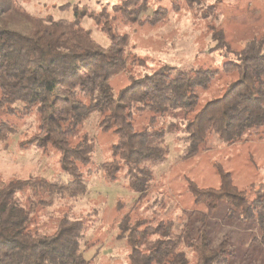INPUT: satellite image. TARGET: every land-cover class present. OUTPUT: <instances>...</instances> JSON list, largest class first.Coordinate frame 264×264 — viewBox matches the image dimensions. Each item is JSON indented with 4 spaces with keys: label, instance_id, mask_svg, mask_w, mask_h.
Returning a JSON list of instances; mask_svg holds the SVG:
<instances>
[{
    "label": "trees",
    "instance_id": "obj_1",
    "mask_svg": "<svg viewBox=\"0 0 264 264\" xmlns=\"http://www.w3.org/2000/svg\"><path fill=\"white\" fill-rule=\"evenodd\" d=\"M186 1L189 6L205 4V0ZM61 8L72 9L74 18L41 17L17 0H0V145L9 147L12 134L34 115L38 129L21 140L19 147L34 146L46 156L58 153L67 176L61 181L0 180V264H91L93 259L86 252L95 243L86 241L92 227L88 217L64 213L52 231L43 232L35 215L39 206L53 205L55 195L86 192L96 144L83 128L93 113L104 115L102 129L114 127L117 135L113 157L101 164L106 179L114 182L122 173L128 189L138 193V201L149 192L154 167L170 153L165 138L177 127L180 110L186 112L181 127L184 158L205 151L214 136L229 144L248 140L264 128V32L236 49L225 32L214 27L211 49L227 56L221 68L165 64L152 73L131 77L116 94L110 80L127 67L129 37L118 31L115 19L155 25L165 20L168 9L158 6L149 13V0H119L112 5L114 15L106 7L98 13L70 3ZM214 9V4H208L202 16L208 17ZM86 15L107 36V46L98 43L92 30L83 25ZM219 72L235 74L237 79L226 86L222 96L200 104L202 91ZM135 114L146 115L149 124L137 129ZM172 116L175 120H170ZM218 173V187H200L190 181L195 200L213 208L227 200L240 219L259 228L252 242L264 244V189L255 188L256 183L240 189L222 165ZM31 188H44L48 197L27 207L20 193ZM207 224L208 214L193 210L176 232L173 220L133 219L129 210L122 214L119 229L130 247V264H188L185 247L196 253L195 264L229 263L227 240L213 247Z\"/></svg>",
    "mask_w": 264,
    "mask_h": 264
},
{
    "label": "rangeland",
    "instance_id": "obj_2",
    "mask_svg": "<svg viewBox=\"0 0 264 264\" xmlns=\"http://www.w3.org/2000/svg\"><path fill=\"white\" fill-rule=\"evenodd\" d=\"M30 13L44 17L52 14L57 19H73L72 9L64 10L62 5L70 3L85 8L88 12H100L104 7L114 15L112 5L119 0H17ZM200 6H189L186 0H149L151 13L158 6L168 9L169 14L155 25L146 23H126L117 16L114 21L120 33L129 37L128 64L124 71L115 75L111 85L116 94L129 84L131 77L152 73L165 64L179 68H221L227 56L211 49L214 46L213 28H220L226 39L236 49H241L249 40L264 32V0H205ZM208 4H214V12L202 16ZM179 8L175 9L174 6ZM82 23L92 30L94 39L103 47L109 40L99 29L94 19L86 15ZM235 74L219 72L208 89L201 93L200 104L223 95L226 86L236 80ZM199 106H197L198 109ZM188 118L191 115L187 116ZM106 117L93 113L86 121L84 131L94 139L96 150L91 170L86 175L87 190L78 196H53V205L39 206L35 223L43 232L54 229L56 222L64 213L73 217H88L92 227L86 241L94 242L86 252L92 258L91 264H130V247L121 236L119 222L122 214L132 211V218L147 217L153 222L160 219L173 220L179 232L193 210L208 214L207 229L211 245L219 248L227 240L229 263L264 264V244L252 240L259 236V228L254 222L243 221L238 212L231 211L232 204L221 200L217 207L207 202L196 201L190 187L194 181L200 187H218L220 175L218 166L231 172L235 184L247 189L251 183L255 188L264 189V128L250 139L235 143H225L217 136L208 142V148L201 153L184 158L185 142L182 140V125L186 121L185 110L176 117L177 127L169 131L165 143L170 148L167 159L154 167L155 176L147 196L138 201V193L128 189L127 180L122 173L114 182L106 179L101 164L113 157V144L117 141L114 127L102 129ZM170 120H175L172 116ZM169 120V121H170ZM137 129L144 128L148 122L146 115H134ZM38 129V118L30 117L18 132L12 134L9 147L0 145V180L12 177L22 179L46 178L61 181L67 178L59 162V154L53 152L46 156L38 148L23 150L19 142L27 139ZM33 189V188H31ZM27 189L20 193L25 206L31 202L48 197L44 188ZM252 195H255L253 193ZM117 208H122L118 212ZM231 211V214L229 213ZM198 225V224H197ZM99 248V249H98ZM188 264H195L196 253L185 247Z\"/></svg>",
    "mask_w": 264,
    "mask_h": 264
}]
</instances>
